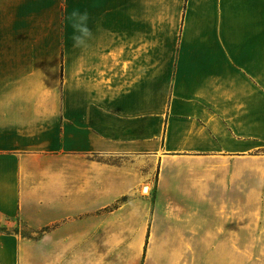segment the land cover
Masks as SVG:
<instances>
[{
    "label": "crops",
    "instance_id": "obj_1",
    "mask_svg": "<svg viewBox=\"0 0 264 264\" xmlns=\"http://www.w3.org/2000/svg\"><path fill=\"white\" fill-rule=\"evenodd\" d=\"M192 168L264 200V0H0V264H143L182 218L100 210ZM213 221L201 264H264V213Z\"/></svg>",
    "mask_w": 264,
    "mask_h": 264
},
{
    "label": "rangeland",
    "instance_id": "obj_2",
    "mask_svg": "<svg viewBox=\"0 0 264 264\" xmlns=\"http://www.w3.org/2000/svg\"><path fill=\"white\" fill-rule=\"evenodd\" d=\"M196 170L199 169L192 168L189 172L186 170L168 172L164 178V187L154 189L151 194L143 193L142 187L146 184L143 182L139 188L129 189L126 195L100 210L111 214L115 212L157 213L167 216L166 218H175L172 217L174 214L180 216H176L177 219L182 218L155 222L161 226V229L156 233H151L147 238V252L142 259L143 264L147 262L152 264H201V224L204 223L207 227L212 225L214 213L251 211L256 214L264 213V200L261 199L260 192L256 195L253 206L219 204L220 191L215 190L213 186L201 191V173ZM215 191L219 192L217 198H215ZM190 214H195L197 219H183ZM201 214L206 218L204 222L201 221ZM188 218H191V215ZM237 223L241 225L245 222L238 221ZM253 223L260 222L254 221ZM188 224L193 227L187 228ZM22 232L25 235H31L28 229L24 228ZM167 247L170 252L165 253Z\"/></svg>",
    "mask_w": 264,
    "mask_h": 264
},
{
    "label": "clouds",
    "instance_id": "obj_3",
    "mask_svg": "<svg viewBox=\"0 0 264 264\" xmlns=\"http://www.w3.org/2000/svg\"><path fill=\"white\" fill-rule=\"evenodd\" d=\"M81 20H85L86 19V14H84L83 16L80 17ZM89 33L87 31L86 28H81L80 29V34L79 35H74L72 37L73 41H74V45L75 46H80L84 43L85 39L88 37Z\"/></svg>",
    "mask_w": 264,
    "mask_h": 264
}]
</instances>
